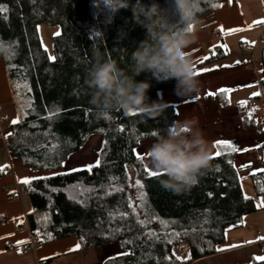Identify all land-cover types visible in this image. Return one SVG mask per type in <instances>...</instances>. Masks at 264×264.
<instances>
[{"label":"trees","instance_id":"1","mask_svg":"<svg viewBox=\"0 0 264 264\" xmlns=\"http://www.w3.org/2000/svg\"><path fill=\"white\" fill-rule=\"evenodd\" d=\"M226 1L126 0L127 7L112 9L106 0H0L7 9L0 12V61L19 116L3 136L9 158L34 171H58L91 136L103 137L98 167L19 185V194L30 203L26 220L34 247L75 237L81 251L119 245L124 254L102 264H192L218 253L226 234L256 211L240 179H251L257 195L264 194V170L240 175L242 169L234 164L237 150L218 148L221 155L212 158V170L189 191L165 190L159 181L166 177L147 175L136 151L140 143L154 140L151 133L177 120L174 108L167 106L156 117L113 110L100 118L89 104L91 90L85 83L94 49L132 74L131 54L148 36L133 8L142 12L156 4L170 24L184 27ZM40 24L60 29L53 38L54 59L41 48ZM261 39L264 44V32ZM223 57L214 47L201 65ZM135 80L150 84L149 103L158 101L160 90L176 86L174 79L157 81L150 72ZM258 87L254 102L264 104V49ZM225 95L218 91L204 99L226 102ZM238 107L245 113L243 129L255 128L254 109L247 113ZM260 150L264 163V143ZM137 180L143 187L136 186Z\"/></svg>","mask_w":264,"mask_h":264},{"label":"crops","instance_id":"2","mask_svg":"<svg viewBox=\"0 0 264 264\" xmlns=\"http://www.w3.org/2000/svg\"><path fill=\"white\" fill-rule=\"evenodd\" d=\"M258 20H264V8L261 7L260 0H227L217 11L210 13L201 21L199 20L194 27L196 42L185 50L195 61L196 69L200 71L201 76L216 75V79L221 80V83L225 79H227L226 83H230L229 87L223 88L231 90L225 93L228 108L241 105V103L232 105L233 101L229 100L230 92L250 87L257 82L255 76L258 77L261 72V58L264 49L261 36L264 32V23H255ZM232 29L244 30L230 31ZM221 45H223L220 47L224 52L223 58L199 66V62L205 61H201L202 57H209L213 48ZM203 69H209V71H202ZM255 97L252 96L249 100ZM247 102L243 106L251 108ZM16 118L17 113L5 68L0 61V264H42L47 260H50L49 264H102L106 260V255L103 253L105 246L81 251L76 248V245L79 244L75 237L34 247L26 220V216L30 212V203L27 198L19 194L18 187L25 184L22 182L25 178L35 181L53 174L56 175V173L34 171L24 167L19 161L9 158L3 136ZM251 131L254 132V135H258L255 128L252 130L243 129L242 134ZM258 142L256 141V145L253 146L258 148L262 158L260 146L264 143V139L261 138ZM232 146L236 149L233 144ZM247 153V159L254 158L252 154ZM249 163L251 161L246 162L245 165L251 166ZM254 165L251 167L252 169L240 170L239 174H253L256 172L253 171L256 168L264 170V163L259 167ZM60 173L61 171L57 174ZM247 198H252L257 204H261L264 201V194L257 195L253 186L252 193ZM259 211L256 208L255 212L245 216L247 217L246 224L252 225L250 238H248V234H242V231L245 230L242 223L240 229L226 234L225 243L220 248L222 250L203 259L209 260L220 255H231L229 257L231 262L233 261L231 258L236 254L239 264H254L253 261H263L264 214ZM22 249L24 252L21 251Z\"/></svg>","mask_w":264,"mask_h":264},{"label":"clouds","instance_id":"3","mask_svg":"<svg viewBox=\"0 0 264 264\" xmlns=\"http://www.w3.org/2000/svg\"><path fill=\"white\" fill-rule=\"evenodd\" d=\"M260 3L264 8V0ZM106 4L112 9L127 7L126 0H106ZM141 9L143 11L139 12L133 8L134 16L136 22L147 29L148 36L131 54V75L115 60L106 59L99 49H94V62L87 71L85 83L91 90L89 104L100 118L107 117L113 110L149 117L163 112L167 107L165 103L148 102L150 84L135 80L142 72H150L157 81L174 79L178 96L200 92L195 61L185 51L196 42L193 26L197 22L187 20L186 25L180 27L170 24L156 4ZM197 125L195 118L176 120L163 132L153 135L154 142L147 152L148 162L166 177L159 181L165 190L175 194L189 191L200 177L212 170V145Z\"/></svg>","mask_w":264,"mask_h":264},{"label":"rangeland","instance_id":"4","mask_svg":"<svg viewBox=\"0 0 264 264\" xmlns=\"http://www.w3.org/2000/svg\"><path fill=\"white\" fill-rule=\"evenodd\" d=\"M206 16L202 17L199 20L201 21ZM199 20L197 21V23L199 22ZM58 32H60V29L57 26H47L44 24H40L37 27V33L41 48L45 52L48 59H50V57H53V38L56 36V33ZM199 64H202V62L201 63L199 62ZM198 76H200L198 77L200 81L199 94L193 93L190 96L181 97L176 94L175 87L165 88L158 92V101L165 103L167 106H172L176 112L177 120L183 121L185 119L195 118L198 121L197 126L202 131L205 139L208 140L212 145V156H214V154L218 151L219 148L218 146H214L215 142L223 140V141L231 142V144H233L236 147L237 154L234 163L236 168L245 167L244 165L246 164V162H250V161L251 163H249V165L251 166L249 167L247 166L245 169L242 170L246 171L251 167L255 166L254 164H256L257 167L263 166V161L260 156V152L257 147L253 146L256 145L255 142L256 141L258 142L259 139L261 138L264 139V126H263L264 109L262 107L261 102L254 103V105L258 107V109L254 111L255 112L254 119L256 123L255 129L258 135L256 134L254 135V132L252 131L242 134V130H243L242 117L243 114L245 113H241L238 106L235 108H228L229 106L227 105V102L224 101L219 102L218 100L209 101L204 99L205 97H207V95H211V94L216 95V93L220 89H223L224 87H229L230 83H226L227 81H225L227 79H225L224 82H222L224 84L223 85L221 83V80L219 81L218 79H216L217 78L216 75L214 76L198 75ZM255 79L257 82L250 85V87L230 92L229 100L230 102L233 101L231 102L233 106L241 102H247L249 98L254 96L253 93H257V92L260 93V90L258 89L260 74L258 75V77L256 75ZM252 101L254 102V99H252ZM242 108L243 110H248L247 113L250 112L249 110L254 109V107H251L252 108L251 109V108H246L245 106H242ZM102 139L103 137L101 135L91 136L78 152H76L75 154L69 157V159L64 164L62 169L58 171H48V172H53L56 173L57 175L59 171H61V173H64V172H75L73 170L88 169L87 166L94 165L96 161L99 160L100 149L102 146ZM153 142L154 140L144 141L140 143L139 148L136 151V155H140L144 157L142 160L143 165L145 169H149V170H154L150 166L147 156L148 148L151 146ZM251 146H253L254 148L252 147L248 149ZM246 153L252 154L254 158L248 156L249 159H247ZM260 170L261 169L256 168L253 171L258 172ZM129 175L130 178L132 179L133 171L130 172ZM52 176H54V174ZM240 185L242 186L244 195L246 197L250 196L253 189L251 180L249 178H241ZM254 204L257 210L259 211V209L261 208L259 212L264 214V206H259L260 204L259 203L257 204L255 201ZM246 220L247 217H245L243 220V228L245 230L242 231V234H248V238H250V232H252L251 231L252 225L250 223L246 224ZM260 222L262 221L260 220ZM103 253L104 255H106L105 256L106 259L111 257L114 258L124 254L123 250L117 244L105 246ZM183 254H184L183 252H177V256L179 258L183 257ZM230 256L231 255H225V256L220 255L216 258H211L209 260L201 259L193 264H239L238 263L239 259L237 258L236 254L234 255L235 257L231 258V260H233L231 262L229 261Z\"/></svg>","mask_w":264,"mask_h":264},{"label":"snow or ice","instance_id":"5","mask_svg":"<svg viewBox=\"0 0 264 264\" xmlns=\"http://www.w3.org/2000/svg\"><path fill=\"white\" fill-rule=\"evenodd\" d=\"M6 10H7V9H6L5 7H0V12H5ZM255 23H264V20H258V21H256ZM190 27H191V26H189V29H190ZM221 30H222V29H221ZM241 30H244V29H232V30H230V31H241ZM56 35H60V33L58 32V33H56ZM219 47H223V45H221V46H219ZM50 59H54V58H53V57H50ZM207 59H209V57H202V58H201V61H203V60H207ZM202 71H209V69H203ZM196 74H197V75H200L201 73H200V71H197ZM229 91H231V90H230V89H220V92H221V93H228ZM253 95H254V96H257V95H260V93H259V92H257V93H253ZM245 103H246V102H241V106H243ZM253 111H255V109H254ZM18 122H19V116H17V118H16L15 120L12 121L13 124H16V123H18ZM9 135H12V134L9 133ZM151 135H155V132L151 133ZM214 146H218L219 148H228V149H231V150H233V151L236 150V149L233 148L231 142L223 141V140H221V141H216ZM220 155H221V151L218 150V151L214 154V156H212V158H214L215 156H220ZM147 156H148V153H147ZM143 158H144L143 156L137 155V159L143 160ZM99 164H100V161L97 160L96 163H95L94 165H89V166H87V168H88L89 171H91V169H92L93 167H98ZM245 167H247V165H245ZM73 171H78V170H73ZM146 173H147V175H149L150 177H157V176H159V175L161 174V173H159V172H157V171H155V170H149V169H146ZM253 174L255 175V173H253ZM113 179H115V178H113ZM22 182L25 183V184H29L31 181H30L29 179L25 178ZM136 186H138V187H143V185L141 184L140 180H137V181H136ZM261 191H264V185L261 186ZM246 198H247V197H246ZM140 199H143V197H141ZM259 206H264V201H262L261 204H260ZM174 235H177V236H178L179 234L177 233V234H174ZM49 238H51V237H49ZM18 243H20V242H18ZM79 247H80V245H76V248H77V249H78ZM233 247H235V246H233ZM219 250H222V249H219Z\"/></svg>","mask_w":264,"mask_h":264},{"label":"built area","instance_id":"6","mask_svg":"<svg viewBox=\"0 0 264 264\" xmlns=\"http://www.w3.org/2000/svg\"><path fill=\"white\" fill-rule=\"evenodd\" d=\"M261 99H262V98H261ZM260 102H261L262 107H263V109H264V104L262 103V101H260ZM254 103H255V102H253L252 100H249V101L247 102V105L250 106V107H254V109L256 110V109H258V107L255 106ZM21 251L24 252V249H22Z\"/></svg>","mask_w":264,"mask_h":264}]
</instances>
